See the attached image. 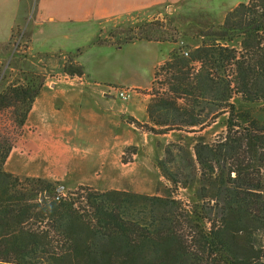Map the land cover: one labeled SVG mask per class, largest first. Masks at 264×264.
<instances>
[{
	"label": "trees",
	"instance_id": "1",
	"mask_svg": "<svg viewBox=\"0 0 264 264\" xmlns=\"http://www.w3.org/2000/svg\"><path fill=\"white\" fill-rule=\"evenodd\" d=\"M156 25L146 24V40L179 37ZM199 37L169 54L149 91L147 132L176 134L156 162L169 184L163 196L58 191L59 183L5 172L44 81L22 72L0 86V113H12L11 136H0V264H264V119L248 107L264 102V0L238 4ZM63 72L83 75L71 59ZM217 120L224 130L212 143L196 137ZM178 153L190 179L173 170ZM194 186L189 201L175 197Z\"/></svg>",
	"mask_w": 264,
	"mask_h": 264
},
{
	"label": "crops",
	"instance_id": "2",
	"mask_svg": "<svg viewBox=\"0 0 264 264\" xmlns=\"http://www.w3.org/2000/svg\"><path fill=\"white\" fill-rule=\"evenodd\" d=\"M185 1L0 0V65L8 52L13 30L18 26L26 27L28 57L22 61L15 60L11 67L37 72L42 67H49L58 72L62 68L60 60L48 59L41 64L40 57L73 54L90 44L99 30L111 24L141 16L151 8H168ZM245 2L200 0L198 5L210 6L212 13L207 23L218 25L229 11ZM140 43L156 49L141 48L144 53L141 60L129 56L131 59L126 60L121 56L109 61V58L98 55H109L125 47H91L78 58L84 68V77H87L83 82L64 78L54 82L46 80L31 106L20 137L4 163V171L51 182L128 179L137 162L134 155L131 163L123 164L124 150L137 146L145 135L138 133L125 118L145 120L147 99L132 95L126 104H117L111 95L100 93L97 85L115 84L127 88L128 93H132V89L147 90L153 80L154 69L165 61L173 47L168 42L131 45ZM125 52L134 55L130 49ZM86 55L93 62L88 63ZM145 61L146 64L148 62V72L143 75Z\"/></svg>",
	"mask_w": 264,
	"mask_h": 264
},
{
	"label": "rangeland",
	"instance_id": "3",
	"mask_svg": "<svg viewBox=\"0 0 264 264\" xmlns=\"http://www.w3.org/2000/svg\"><path fill=\"white\" fill-rule=\"evenodd\" d=\"M247 1V0H246ZM200 0L195 2V0H187L184 3H180L177 5H173L170 7L162 6L151 8L144 11V14L137 17H130L127 21H124L119 24H111L109 27H105L99 30L94 37L93 41L87 46L79 48L73 54H55L52 56H41V64H44L48 59H53L54 61L60 60L62 62V68L60 74L57 70H52L49 67H42L40 72L32 71L29 69L22 68H13L11 67L15 60L22 61V59L28 57L27 48L29 45V40L27 35L25 34L26 27L24 25L18 26L14 28L13 34L11 36L10 42L8 44V52L0 65V86L2 88L6 87L10 83L14 82L19 78L20 73L29 72L34 75L40 76L43 78V81H59L61 78L66 80L75 79L78 83L83 82L84 77V68L79 64L78 58L81 57L89 48L91 47H101V46H110L115 49L124 48L121 51L112 52V54H104L100 53L98 56L109 58V61H113L114 59H118L121 56L126 57V60L131 58L135 59H143V51L141 48L150 47L151 49H156L155 46H144V44H135L139 42H159L164 43L168 42L173 50L178 48L187 51L186 47L194 48L200 43V33L210 26L217 24H208L207 20L211 18L212 8L206 5H198ZM148 23H155L157 31H161L164 33V37L170 38L173 33L176 31L179 32V37L175 40H166V41H149L146 40L147 37H150L152 34L151 28L146 26ZM117 27H119L117 29ZM154 29V28H153ZM96 42L97 44H93ZM130 49L132 53H126ZM172 50V51H173ZM171 51V52H172ZM170 52V53H171ZM169 53V54H170ZM90 55V53H89ZM155 55V54H154ZM157 56H160L156 52ZM155 55V56H156ZM131 58H129V57ZM152 56V54H151ZM150 56V57H151ZM169 56V55H168ZM167 56V58H168ZM86 61L88 63L93 62L88 55L85 56ZM39 58V57H38ZM36 58L35 60H37ZM165 59V61L167 60ZM69 59L72 61V65L77 64L83 69V75L80 77L77 76H68L63 72V66L69 64ZM148 60V59H147ZM146 64V61L144 65ZM163 64V63H162ZM148 62L145 65L143 71L145 74L148 72ZM160 66V65H159ZM158 66V67H159ZM156 67L155 70L158 68ZM153 72V75H154ZM143 73V72H142ZM3 78V79H2ZM154 78V77H153ZM153 81V80H152ZM43 82V83H44ZM157 84L155 85L157 88L160 87L162 83V77L157 79ZM152 82L147 90H133V92L128 93L127 88H123L121 86L115 84L102 85L98 84L97 88L100 93H105L111 95L113 99L116 100L117 104H126L128 98L133 96H139L141 98L147 99V104L150 100L149 91L151 88ZM119 92H125L127 98H122L119 96ZM127 92V93H126ZM251 114L258 119H264V102L259 105H251L248 106ZM175 118L174 115H170V117ZM126 122L131 125L138 133L144 134L145 138L142 142L138 143L137 146L132 145L124 150V154L121 158L124 160H128V163L132 162V158L136 155L137 166L132 174H129L128 179H65L59 183L62 188L66 190H72L78 185L90 186L99 191H108V190H122L133 192L137 194L143 195H156L163 196L165 195L166 188L169 187L168 182L161 176L158 167L156 166V162L158 160H163V149L164 146L169 142H173L176 138V134L173 132H169L167 134H154L151 132H147V125L149 127L151 124L148 121L147 115L146 119L142 121H136L131 117H126ZM132 121L138 123L139 126L135 125ZM12 113L11 110H7L5 112L0 113V136H11L12 133ZM159 130V128H155ZM224 128L221 123V120H217L213 125L203 130L200 135L205 139V142L212 143L218 135L223 132ZM205 154V153H203ZM127 164V163H126ZM174 171H178L180 175H187V179H190V174H188L187 167L185 165L184 156L182 153L177 154V160L174 164ZM20 177H24L23 175ZM32 178V177H30ZM181 178V177H180ZM49 181V180H48ZM197 186H194L190 189L178 188L177 193L175 195L176 198L189 201L191 199V195L194 189ZM61 188V187H60ZM160 209H156V212H160ZM150 257V254L146 256Z\"/></svg>",
	"mask_w": 264,
	"mask_h": 264
},
{
	"label": "built area",
	"instance_id": "4",
	"mask_svg": "<svg viewBox=\"0 0 264 264\" xmlns=\"http://www.w3.org/2000/svg\"><path fill=\"white\" fill-rule=\"evenodd\" d=\"M184 55L186 56V53H184ZM119 96L124 98V99L127 98V95L125 94V92H119Z\"/></svg>",
	"mask_w": 264,
	"mask_h": 264
},
{
	"label": "water",
	"instance_id": "5",
	"mask_svg": "<svg viewBox=\"0 0 264 264\" xmlns=\"http://www.w3.org/2000/svg\"><path fill=\"white\" fill-rule=\"evenodd\" d=\"M62 189V187L61 188H58V191H60ZM46 197H48V195H46ZM42 197H40V201H42Z\"/></svg>",
	"mask_w": 264,
	"mask_h": 264
}]
</instances>
